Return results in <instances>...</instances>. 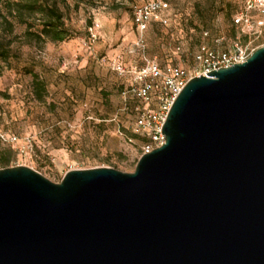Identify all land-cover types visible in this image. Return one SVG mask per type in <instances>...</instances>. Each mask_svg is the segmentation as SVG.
Here are the masks:
<instances>
[{
    "label": "water",
    "instance_id": "obj_1",
    "mask_svg": "<svg viewBox=\"0 0 264 264\" xmlns=\"http://www.w3.org/2000/svg\"><path fill=\"white\" fill-rule=\"evenodd\" d=\"M132 172L0 168V264H264V45L190 78Z\"/></svg>",
    "mask_w": 264,
    "mask_h": 264
},
{
    "label": "rangeland",
    "instance_id": "obj_2",
    "mask_svg": "<svg viewBox=\"0 0 264 264\" xmlns=\"http://www.w3.org/2000/svg\"><path fill=\"white\" fill-rule=\"evenodd\" d=\"M147 1L57 0L71 33L65 41H28L25 25L14 20L12 32L0 26L10 40V56L0 59V168L28 166L53 182L73 169L132 172L142 141L126 106L137 101L124 99L133 76L116 65L188 68L202 44L226 49L239 41L247 51L264 45V11L250 12L263 20L257 34L232 25L245 0H165L167 24L151 23L139 46L132 10ZM30 72L43 83L41 98Z\"/></svg>",
    "mask_w": 264,
    "mask_h": 264
},
{
    "label": "built area",
    "instance_id": "obj_3",
    "mask_svg": "<svg viewBox=\"0 0 264 264\" xmlns=\"http://www.w3.org/2000/svg\"><path fill=\"white\" fill-rule=\"evenodd\" d=\"M167 8L168 3L165 0H149L133 7L132 21L140 36L137 42L139 46L143 45L141 34L151 23L167 24L168 19L165 15ZM254 10L264 11V0H245L243 8L232 16V25L243 33H259L263 26V20L252 18L250 12ZM97 26L95 24L94 28ZM89 30H92V27ZM203 34L207 36L208 31H204ZM252 51H247L239 41H234L226 49L202 44L193 53L188 68L173 64L159 68L155 63H150L139 69L116 65L115 69L119 74L133 76L132 82L123 91V94L126 101L130 97L137 101L133 108H130L129 105L126 108L133 115V132L142 141L140 154L143 155L164 142L162 126L168 111L190 78L220 67L241 63ZM0 136L2 137V135ZM128 140L131 142L132 139L128 138Z\"/></svg>",
    "mask_w": 264,
    "mask_h": 264
},
{
    "label": "trees",
    "instance_id": "obj_4",
    "mask_svg": "<svg viewBox=\"0 0 264 264\" xmlns=\"http://www.w3.org/2000/svg\"><path fill=\"white\" fill-rule=\"evenodd\" d=\"M12 20L25 25L23 34L28 41H65L71 37L70 31L64 26L63 14L57 0H0V26H4L3 30L12 32ZM9 43L10 40L0 34V59L6 60L10 56ZM31 75L34 93L41 98L43 83L35 73ZM135 104L137 102L133 101L128 105L133 108ZM8 160L5 158L3 162Z\"/></svg>",
    "mask_w": 264,
    "mask_h": 264
}]
</instances>
